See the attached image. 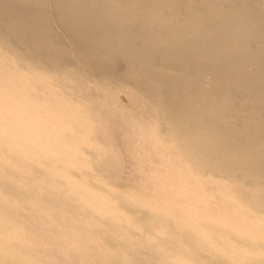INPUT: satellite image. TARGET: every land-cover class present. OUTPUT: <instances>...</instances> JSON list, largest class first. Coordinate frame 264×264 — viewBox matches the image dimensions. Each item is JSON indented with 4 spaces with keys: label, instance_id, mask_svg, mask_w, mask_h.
<instances>
[{
    "label": "rangeland",
    "instance_id": "obj_1",
    "mask_svg": "<svg viewBox=\"0 0 264 264\" xmlns=\"http://www.w3.org/2000/svg\"><path fill=\"white\" fill-rule=\"evenodd\" d=\"M9 6L0 3V10ZM11 22L45 24L50 35L37 43L41 51H25L24 40L9 33ZM0 25V128L17 134L14 143L0 140L6 181L0 201L10 204L6 210L15 213L13 221L25 232L14 238L17 243L10 239L4 245L15 256H2L0 247V264H162V250L179 255L178 264H264V178L228 167L217 174L207 163L195 173L202 180L200 197L201 189L189 190L179 176L181 166L193 160L178 153L180 144L196 140L207 146L211 139L180 129L186 117L203 114L202 108L193 107L187 116L172 114L168 99L137 72L103 69L95 61L104 56L99 39L69 31L54 14L30 18L1 12ZM89 40L95 47L87 45ZM116 58L122 64L128 60ZM32 61L36 68L30 67ZM179 61L155 64L175 72ZM199 85L205 87L203 81ZM198 99L209 101L206 95ZM42 105L53 107L52 120L30 122L47 132L26 133L28 108L36 112ZM237 106L224 116L231 117ZM244 113L224 129L239 131ZM204 125L215 128L214 137L223 130L214 120ZM41 143L52 148L43 167L33 160L47 151ZM222 184L228 185L226 191ZM224 192L244 202L250 213H232L222 203Z\"/></svg>",
    "mask_w": 264,
    "mask_h": 264
},
{
    "label": "bare ground",
    "instance_id": "obj_2",
    "mask_svg": "<svg viewBox=\"0 0 264 264\" xmlns=\"http://www.w3.org/2000/svg\"><path fill=\"white\" fill-rule=\"evenodd\" d=\"M0 3L11 5L0 10V13L5 12L10 17L46 18L54 14L58 22L69 31L89 33L92 39H99L98 46L104 56L95 61L105 70L118 71L122 67L129 72H137L140 78L155 87L157 94L168 99L172 114L187 116L193 107L202 108L203 114L186 117V122L180 127L184 132H195L196 135L207 133L211 136L207 146L189 140L178 148V153L191 154L193 157V160L184 163V167L178 165L182 167L179 172L181 181L186 183L189 190L195 186L198 191L202 188V180L195 173L202 172L205 169L203 165L207 163L211 164L209 170L217 174L228 167L250 177L264 178V164L254 163L257 159L264 161V151L257 149L258 146H264V0H0ZM44 25L19 26L11 22L7 28L10 34L24 40L21 41L25 51L40 52L37 43L50 35ZM90 43L91 40L86 44L95 47ZM119 55H126L127 62H119L116 58ZM176 59L182 61L177 62L175 72L156 68L155 63L171 65L176 63ZM37 66V62H30L31 68ZM201 81L206 88L200 87ZM184 87H189L190 91L180 90ZM199 95L208 96L209 101L202 103L198 99ZM19 100L16 98V101ZM234 104L238 105L236 110H232L231 117H225L224 113L230 111ZM39 111L44 112L43 116H40ZM28 112L25 121L28 131L25 132H47L46 128L33 125L30 119L43 117L41 121L52 120L53 107L42 105L36 112L29 108ZM244 112L248 116L241 121L239 131L229 133L224 129ZM208 120H214L216 128L223 129L219 137H214L217 132L213 126L204 125ZM13 129L8 133L0 128V140L16 142L17 134ZM167 139L173 140V134L168 133ZM26 140L33 139L28 136ZM242 144H250L253 149L243 150L238 147ZM41 146H45L47 151L36 158L34 156L33 160L41 162L43 167V163L50 159L51 152L48 150L52 148L42 143ZM163 153L166 155L167 151ZM223 154H228L226 159H220ZM208 182L207 178L205 183ZM5 184L0 172V187ZM231 185L235 190L241 188L239 184ZM225 186L228 188V185L222 184L224 191ZM227 192L223 193V205L230 208L232 213L238 211L247 216L250 212L246 204L238 198L233 199L234 196L232 200ZM203 194L201 189L198 196L202 197ZM9 206L0 201L2 256H15L4 245L10 239L17 243L14 238L25 234L22 225L13 221L15 213L6 210ZM198 213L202 219L205 211ZM25 214L23 211L20 218ZM226 215L228 217V213ZM231 217L228 220L232 219L235 224L239 222L237 218L234 220ZM161 254L162 264L179 263V255H171L164 250Z\"/></svg>",
    "mask_w": 264,
    "mask_h": 264
}]
</instances>
